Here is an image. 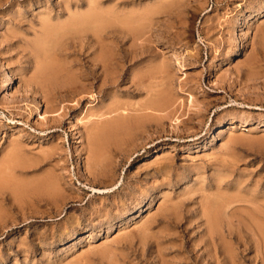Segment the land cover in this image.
<instances>
[{"label":"rangeland","instance_id":"rangeland-1","mask_svg":"<svg viewBox=\"0 0 264 264\" xmlns=\"http://www.w3.org/2000/svg\"><path fill=\"white\" fill-rule=\"evenodd\" d=\"M0 264H264V0H0Z\"/></svg>","mask_w":264,"mask_h":264},{"label":"bare ground","instance_id":"bare-ground-1","mask_svg":"<svg viewBox=\"0 0 264 264\" xmlns=\"http://www.w3.org/2000/svg\"><path fill=\"white\" fill-rule=\"evenodd\" d=\"M90 21V20H89ZM83 23V22H82ZM80 24V23H79ZM76 25V24H75ZM74 25V26H75ZM82 25V24H81ZM84 25V24H83ZM66 26V25H65ZM64 26V27H65ZM78 26V25H77ZM76 26V27H77ZM71 27V26H70ZM100 30V29H99ZM52 38V37H51ZM51 46V45H50ZM230 54V53H229ZM105 62V56H101L100 60H98V63L96 65L100 66L102 70L106 71V63H102ZM120 62V61H118ZM109 63V62H108ZM90 80V79H89ZM162 80V79H161ZM85 81V80H84ZM91 81V80H90ZM87 82V81H86ZM92 94V93H91ZM90 94V95H91ZM87 95V94H86ZM85 94L81 95V100L83 97L86 96ZM79 97V96H78ZM93 97V96H92ZM79 100V102L81 101ZM77 101V100H76ZM163 102H160L159 100H152L148 105H147V109L149 110H161V107H166V102H164V104H162ZM77 104V103H76ZM117 110H115L116 112ZM163 111V110H162ZM153 112V111H152ZM122 127H124V122L121 120H118L114 123H111L109 125H107V127L104 126V128L95 131V135H93L92 137H94V142L96 144V141H99V139L106 141L107 139H109V141L111 140L112 137H114L116 134L122 132ZM94 129V128H93ZM92 129V130H93ZM259 212V211H258ZM203 215L205 217L206 220V224L209 228V233L207 234L208 239L206 240V242L210 243L209 247L211 246V241L214 239L213 238V233L217 232V229L219 227V222H220V211L219 208L216 204H212V203H208L206 210L203 212ZM254 219V218H253ZM260 225V223H259ZM261 227V226H260ZM259 227V228H260ZM207 233V232H206ZM228 234L229 236H231V229L229 228L228 230ZM232 239V238H231ZM215 249V248H214ZM217 250V249H215ZM217 252H220L219 250H217ZM228 261V258L226 259ZM233 260V258H232Z\"/></svg>","mask_w":264,"mask_h":264}]
</instances>
